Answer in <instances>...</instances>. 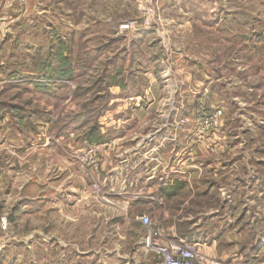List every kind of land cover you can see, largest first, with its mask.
<instances>
[{
  "label": "rangeland",
  "instance_id": "374dc122",
  "mask_svg": "<svg viewBox=\"0 0 264 264\" xmlns=\"http://www.w3.org/2000/svg\"><path fill=\"white\" fill-rule=\"evenodd\" d=\"M124 159L186 187L153 210L123 207L107 173ZM217 209L230 241L202 251L264 264V0H0V250L12 264H131L138 215L179 237L178 220Z\"/></svg>",
  "mask_w": 264,
  "mask_h": 264
},
{
  "label": "crops",
  "instance_id": "0c3cea01",
  "mask_svg": "<svg viewBox=\"0 0 264 264\" xmlns=\"http://www.w3.org/2000/svg\"><path fill=\"white\" fill-rule=\"evenodd\" d=\"M21 143H22V140H21ZM149 160H154V158L151 157ZM126 162L127 160L124 159L117 168H112L107 173L108 189L110 191L118 193V195L120 196L118 197L119 198L118 202L120 201L123 207L132 208L135 202L137 201L141 202V200H143L144 204L148 205L147 208H149L150 210H153L156 208L155 201L150 200V199L148 200L140 199L141 197L143 198L145 197L144 194H147V195L148 194H159L164 199H166V202L170 201L171 203H173V200L179 197L180 193L186 187L184 184V181L182 182L180 178H178L176 175H173L169 172L165 173V171H163L161 174L157 173V169L155 167L153 169L143 167V169L138 171L140 169L139 167L134 168V165L136 163H134L133 165H131V167H129L127 166ZM142 174H144L143 182H142V179H139L140 176H142ZM43 197L45 198V195ZM43 201H44V204H46L45 199ZM53 202L54 204L59 203V202L70 204V197L68 195H65V192L55 191V198L53 199ZM218 208H222V205L220 204ZM139 213H142V212H139L138 210L131 211L132 215L134 214L137 215ZM220 213L222 214V210L219 211L217 209L214 211H210L206 215V216H209L208 219L206 220L204 217L197 218V219H194V217L192 216H187L186 218L184 217L183 219L178 220L176 224L180 223V226H181V223L182 224L186 223L187 227L186 226L183 227V229L186 227L185 228L186 232L182 234H179V233L176 234V232L173 231V234L179 237L189 238L191 241L203 243L202 247L204 248L206 253L208 255H211L212 257L221 255L222 250H223L222 244H225V241L229 240L228 235L229 234L231 235V232H232L231 231V226H232L231 221L232 220H231V214L230 216H228L227 219H225L224 217H221L222 215ZM168 216L169 215H167V220H166L167 222H169V219H171ZM214 220H218L217 224H219V226L215 227L214 225L212 229L207 230L206 223L211 224L212 222H214ZM176 224H174L173 222V224L171 226H168L166 229L170 230V228H172L171 230H173ZM209 226L211 225H208V227ZM0 240H1V245L4 242L5 243L8 242L1 235H0ZM233 240H236V239L233 238ZM223 241L224 243H222ZM138 244L139 246H141L142 242H139ZM141 248L142 246L139 249H137L138 253L142 252ZM69 250H71V252L69 253V256H72L71 255L72 246L71 247L69 246ZM14 252L15 251H13L11 247L10 249L7 247L5 250L1 249L0 250V264H12ZM93 253L94 252L91 249L87 252L86 255L92 256ZM138 253H134L132 258H128L131 264H132L131 261H133V264H138L137 258L141 257L140 254ZM123 257L124 258L122 260H125V256ZM142 258H143L142 263L140 264H161L158 262L151 263V258L153 259V257L152 255H149L148 253H144V257ZM217 259L221 260V258L219 257H217Z\"/></svg>",
  "mask_w": 264,
  "mask_h": 264
},
{
  "label": "built area",
  "instance_id": "2783aa9c",
  "mask_svg": "<svg viewBox=\"0 0 264 264\" xmlns=\"http://www.w3.org/2000/svg\"><path fill=\"white\" fill-rule=\"evenodd\" d=\"M150 200L162 204L159 194H144ZM141 196V195H139ZM137 219L147 228L142 239L143 249L160 258L161 264H217L202 251V246L184 237L166 236L159 229L152 231L153 222L149 215L140 214Z\"/></svg>",
  "mask_w": 264,
  "mask_h": 264
},
{
  "label": "trees",
  "instance_id": "16d2710c",
  "mask_svg": "<svg viewBox=\"0 0 264 264\" xmlns=\"http://www.w3.org/2000/svg\"><path fill=\"white\" fill-rule=\"evenodd\" d=\"M94 129H95V127H92V128L89 130V132H88V134L91 136V137L89 138V141H90L91 143H99V142L102 141V137H100L99 135H95L96 133L94 132Z\"/></svg>",
  "mask_w": 264,
  "mask_h": 264
}]
</instances>
